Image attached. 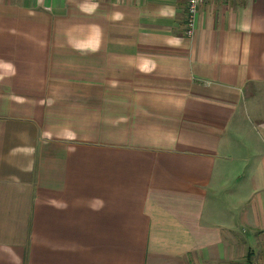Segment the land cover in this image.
<instances>
[{"label": "crops", "instance_id": "0c3cea01", "mask_svg": "<svg viewBox=\"0 0 264 264\" xmlns=\"http://www.w3.org/2000/svg\"><path fill=\"white\" fill-rule=\"evenodd\" d=\"M0 0V264H264V0Z\"/></svg>", "mask_w": 264, "mask_h": 264}, {"label": "built area", "instance_id": "2783aa9c", "mask_svg": "<svg viewBox=\"0 0 264 264\" xmlns=\"http://www.w3.org/2000/svg\"><path fill=\"white\" fill-rule=\"evenodd\" d=\"M208 0H187L188 3V20H187V36L192 37L195 28L196 15L199 11V8ZM247 1V0H239Z\"/></svg>", "mask_w": 264, "mask_h": 264}]
</instances>
